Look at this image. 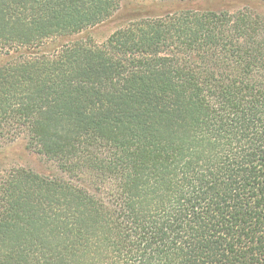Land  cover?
I'll return each instance as SVG.
<instances>
[{
    "label": "trees",
    "instance_id": "16d2710c",
    "mask_svg": "<svg viewBox=\"0 0 264 264\" xmlns=\"http://www.w3.org/2000/svg\"><path fill=\"white\" fill-rule=\"evenodd\" d=\"M119 8L0 0V264H264V13Z\"/></svg>",
    "mask_w": 264,
    "mask_h": 264
},
{
    "label": "rangeland",
    "instance_id": "374dc122",
    "mask_svg": "<svg viewBox=\"0 0 264 264\" xmlns=\"http://www.w3.org/2000/svg\"><path fill=\"white\" fill-rule=\"evenodd\" d=\"M180 6L214 9L223 7L235 9L247 6L257 12L264 13V4L260 0H198L185 3L176 0L165 2L159 0H120V8L112 18L86 30L79 37L88 36L92 41L99 43L118 26L133 19L136 15H156ZM19 167L31 169L42 175L57 174L55 165L34 150L27 149L24 139L16 138L15 140L0 142V181L6 178L7 173L12 169Z\"/></svg>",
    "mask_w": 264,
    "mask_h": 264
}]
</instances>
